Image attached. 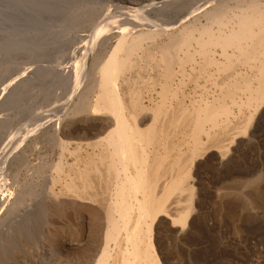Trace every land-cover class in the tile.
Masks as SVG:
<instances>
[{
  "label": "bare ground",
  "instance_id": "bare-ground-1",
  "mask_svg": "<svg viewBox=\"0 0 264 264\" xmlns=\"http://www.w3.org/2000/svg\"><path fill=\"white\" fill-rule=\"evenodd\" d=\"M141 2L117 20L95 12L97 27L79 34L83 44L75 46L96 75L77 83L62 105L37 113L35 142L24 135L19 155L0 158V191L13 162L19 164L10 174L12 202L0 197V225L39 213L44 202L60 217L72 213L80 234L62 246L84 264H161L154 236L162 219L192 229L198 196L192 176L200 159L211 150L225 158L264 103V0ZM177 3L185 16L163 25L146 17ZM204 84L217 94L208 95ZM187 85L202 96L184 104ZM233 108L249 113L238 118ZM48 115L55 118L46 122ZM41 133L51 153L33 168L26 150L46 138ZM92 222L98 227L89 237Z\"/></svg>",
  "mask_w": 264,
  "mask_h": 264
},
{
  "label": "rangeland",
  "instance_id": "rangeland-1",
  "mask_svg": "<svg viewBox=\"0 0 264 264\" xmlns=\"http://www.w3.org/2000/svg\"><path fill=\"white\" fill-rule=\"evenodd\" d=\"M138 1L141 0H0V158L6 151L19 155L24 135L28 136V142H35L38 133L33 129L40 122H36L37 113L62 105L77 83L96 75L86 65L83 47L75 46V43L83 44L77 36L91 33L100 16L109 14L117 20L118 14L129 5L140 9L143 2L138 4ZM178 4L162 7L158 14L150 12L146 17L159 25L176 16L183 17L187 11L181 12L183 7ZM97 11L100 16L95 17ZM145 13L140 14L145 16ZM211 85L205 86L209 87L208 95L213 96L218 88ZM185 89L184 104L189 103L187 100L192 95L197 100L202 96L201 88L194 89L195 95L192 85ZM261 104L253 112V108L249 109L257 115L253 114L255 120L248 127L249 133L233 143L232 152L221 161L214 150L200 159L192 176L198 195L191 216L192 229H179L170 219H162L159 233L154 236L161 264H264V103ZM233 109L235 115L241 112L238 118L249 113L247 109L239 112ZM48 116L46 122L55 118ZM35 144L26 150L33 168L42 166L52 147L47 136H41ZM58 152L55 150L54 159ZM15 165L19 166L18 162H13L12 170L4 173L7 176L2 179L5 186L0 197L9 198L6 205L12 202V193L16 191L10 178L18 168ZM1 167L0 163L2 170ZM22 174L20 181L26 177ZM24 201L27 203L28 199ZM37 208L39 213H30L29 217L24 213L15 218L11 226H6L9 229L0 225V264H84L76 252L62 246V241L73 238L71 233H76L75 237L80 234L79 227L73 223V214L55 215L45 202ZM97 227V222L89 225V237L96 234ZM70 228L78 230L71 232Z\"/></svg>",
  "mask_w": 264,
  "mask_h": 264
}]
</instances>
